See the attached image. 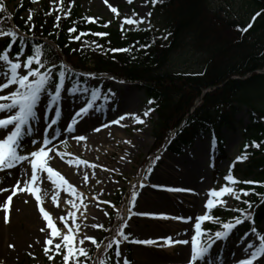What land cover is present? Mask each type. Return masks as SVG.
<instances>
[{
  "label": "trees",
  "instance_id": "obj_1",
  "mask_svg": "<svg viewBox=\"0 0 264 264\" xmlns=\"http://www.w3.org/2000/svg\"><path fill=\"white\" fill-rule=\"evenodd\" d=\"M229 1L223 0V3ZM237 1L245 7L249 15L247 21L228 17L221 7L212 8L210 0H159L150 7L153 28L134 31L88 22L77 6H73L72 0H63V11L45 2L36 17L26 24L28 19L21 17L28 10V3L24 2L17 5L13 14L5 9L0 12V28L16 30L26 38L25 45H12L13 53L24 47L27 54L33 44L39 43L45 47L49 66L63 62L76 73L71 77H77V72L88 71L137 82L146 98L153 101L150 105L157 120L153 127L156 142L150 155L163 148L180 153V147L191 144L193 138L210 135L214 150L211 168L217 176L220 175L217 164L226 159L222 131L237 132L242 138L241 145L248 147H244L245 162L233 165L231 175L239 181H264V0ZM69 7L71 14L66 17ZM49 12L51 14L46 15ZM58 15L59 21L56 20ZM72 27L77 31L70 33ZM81 31L89 35L79 41L69 39ZM168 33H171L168 39H163ZM34 37L40 41L35 42ZM93 40L102 50L94 45L81 46V41ZM8 43L9 38H6L0 46L4 48ZM144 44L152 46L141 48ZM185 47L201 56L199 69L176 71L171 67L174 55ZM125 48L130 51H110ZM203 91L206 93L202 94ZM242 110L248 115L246 125L235 120ZM172 131H176L175 135H171ZM253 142L258 147H253ZM237 186L252 189L244 196L252 208L248 209L245 204L242 208L251 213L254 222H261L264 186L242 183ZM213 214L223 220L229 217V211L220 207L215 208ZM206 226L212 231L218 228L211 222ZM110 235L109 230L100 240L101 245L108 243ZM96 251L97 248L90 251L87 259L82 257L83 264H99L104 259L115 264L114 248H105L95 261Z\"/></svg>",
  "mask_w": 264,
  "mask_h": 264
},
{
  "label": "rangeland",
  "instance_id": "obj_2",
  "mask_svg": "<svg viewBox=\"0 0 264 264\" xmlns=\"http://www.w3.org/2000/svg\"><path fill=\"white\" fill-rule=\"evenodd\" d=\"M48 1L51 3V5L53 4L55 7H59V9L61 6L63 7L65 5L63 0L62 5L61 0H38V2L35 3L33 2V0H0V4H3L4 9L8 14H13L17 5L27 2L28 10L24 12L21 17L23 19H28L30 11L33 18V16H35L40 11V8L43 6V4ZM151 3L152 0H132V3H128V0H74V4L77 6V9H79L83 17L92 18L93 24L103 23L107 24L108 28H117L127 31L153 28L155 24L152 21V15L151 17H148L147 15L149 12H151ZM210 6L214 9L220 7L223 8L225 14L228 17H238V19H244V21H247L249 19V15L247 14L245 7L239 5V2L237 0H230L227 4L223 3V0H210ZM111 7H115L117 9V12L113 13L111 11ZM126 17L132 18L134 20H139L141 17H143L145 19V23L127 25L123 23ZM149 20L150 23L147 22ZM6 38L7 37L0 38V44L4 42ZM34 41L36 42L40 40L36 37ZM0 49L3 48L0 46ZM200 58L201 56L199 57L198 55H196L190 47H185L178 50L177 54L174 55V58L170 65L173 70L176 71H179L180 69H191L194 71L199 69L201 65ZM77 73V77H71L72 79L66 82L68 87H71L70 81H79L78 87H87L89 89V92H91L92 88H98L100 90V95L96 101L97 105L100 104V101H103L104 97L106 96V99L111 100L112 108L116 106V109L113 110L114 112L109 109V111L112 112V116L110 115L109 117H106V120H110L109 122L114 124L115 122H113V120L116 119L117 115L124 113H135L136 116L140 117L144 122H134L131 115H128L129 117H131L130 119H128V116L123 119L119 118L121 121V127L117 130V132L122 136L121 145L120 147H117L116 150L114 149L112 157L99 154L95 156L93 162H90L89 168L93 173V178L87 182L85 191L86 194L83 195V191L81 189H78L76 186L70 189L68 188V186H66L68 183L62 184L61 189H70L69 195L71 198H74L73 195L79 193L80 196L84 199L85 204L83 205V207L85 214L88 211L87 208L91 204H96L99 207V213L96 219L98 220L97 224H102L104 226L103 228L90 227L88 228V230H81L79 228V231L75 232V240L73 242L74 246L85 247L89 253L90 251L96 249L95 245H92L88 240H85L84 245H79L80 238H82L84 235H87L95 237L97 239V242L100 243V240L107 235L109 230L111 231V235L110 239L107 241L108 243L113 239H119L116 233L122 226V223L126 221L129 226L125 228L124 231L127 233L129 239L128 241L122 240L120 245L122 250V257L120 258L119 262L115 257V264H123L124 258H127V260L130 261V264H145V262L143 263L142 259L139 260L136 257V254L142 252H146L150 256L159 259H156L153 264H186V260L190 253V244L177 245L176 247L171 246L172 248H168L169 246H167V244L165 243V238L171 237L174 241L177 239H188L190 241L191 235L193 234L191 224L180 221L174 223L173 221L175 220L164 222L154 220L151 221L135 214H133V216H131V219L128 220L126 212H128V209L132 208V205L129 202L131 194L133 191L139 193L138 199L136 201V207L132 208L133 213H152L153 211H157L166 212L170 216H188L191 214H202L204 211L203 204L206 199L209 198L207 196V190L210 188H218L221 184H226V182L223 181L222 177L224 176V173L227 171V169H229V165H238V163L245 162L246 152L244 147L241 145L242 138H240L237 132L230 133L226 130L222 131V138H224L225 140L223 149L226 155V159L217 164V170L220 172V175L217 176L213 175L212 168L210 166L212 163L211 155L213 146V139H211L210 135H205L202 138H193V142L190 145H182L180 147V153L169 152L166 149H161V151H158L157 153L150 156L156 142L154 139L153 127L157 120L153 110L147 117L143 116V113L151 108V105L148 103L149 99L146 98L143 88H141L137 82L135 83L131 81H123V83H120L121 80L111 79L106 75L100 76L95 72L81 71ZM85 73L95 74V79H91L82 75ZM109 89H111V92H109ZM83 93L85 92H79L78 94L83 95ZM125 94H129L130 97L128 98L127 103L124 106L121 105L120 101L123 99ZM71 110L69 114H72ZM67 117L69 118L70 116ZM235 120L240 121L242 125H246L248 123V115L246 114L245 110L237 113ZM105 123L106 121H101L100 123L96 124L105 125ZM65 127L66 124H62L61 127H58L60 135L56 136L52 140V143L50 145V147L53 148L60 144L61 148H57L56 150H62L61 157L54 156L52 157V159H49L47 161L48 166L50 167L54 162L60 164L61 166L67 165V160L70 158V156L68 155L71 153L72 147L71 145H69V143L70 140L73 139V137L76 135H74L72 138L63 137L61 133L62 131L66 132L63 129ZM37 139H40V137H37ZM134 139H136L137 142L136 148L130 152L131 154L129 156V159L124 163V169H118L117 162L120 155L119 150H121V148L123 149L124 145L128 144L125 143V141L130 142ZM36 147H38V145L33 146L31 144L30 138V141L24 149V152L27 153L32 150H36ZM108 149L113 150L110 146H108ZM156 156H160L161 159L159 161H154V158ZM237 156H241L242 159L236 160ZM153 162H155V168L152 171L151 175H149L148 169L152 167ZM166 163L167 165L173 164L172 169L170 168L166 172L169 173L170 171H174V178L169 181L162 182L164 184L175 183L178 185L189 186L197 194L188 196V199H184L176 195L169 197L163 192V194L160 195L162 198H176V200H179L178 202H172L173 207L171 209L164 208L163 210L157 209L155 207L151 208L148 206H141L142 202L147 200L151 196L148 193L147 186H152V175H155V172H161ZM93 164L97 165V167L92 168L91 165ZM190 164H194V168L192 170L193 175L190 177L189 181L183 183L181 179L178 180L179 175L182 176V172L176 171L175 168H181L180 171H183L184 168L187 165L189 166ZM20 168L26 169L31 174V164L28 161H24L22 162V164H18L15 168L6 169L5 171L0 172H5L7 174V172L9 173L10 170L11 172H13V174H17ZM4 176L5 175H3L2 177ZM145 176L148 177L146 180L144 179ZM2 177H0V180L2 179ZM97 181H99V183ZM108 182L111 183V186L107 187L106 185L105 188H99L101 187L100 185H105ZM141 183L145 184L146 186L141 188ZM28 186H30V183L28 184ZM233 187L239 189L237 184H234ZM0 188L9 190L10 186L0 185ZM93 188H99L100 194H98V196L96 197L91 196L92 198L88 199V197L86 196L90 195V192ZM58 189L60 188L58 187ZM24 193L25 194L21 197V199L19 198L18 201H15V205H13V203H11V205L7 203L9 208L8 215L11 214V210L13 207H17L20 210H22L23 208H28L31 212L39 215L42 218V221H45L39 210L40 207H43L45 211H48L50 213V217L52 218L53 223L57 227L58 231L64 234L69 233V228L65 227V223H67V225L72 224V216L68 215L66 211L61 210L57 205H55V203L52 205L50 204L49 206L43 200H52L54 196L53 192H46L42 196L38 195L40 197L39 206H37L36 197L35 199L31 198L28 191ZM28 199L30 200V202L28 201ZM220 199L226 202L225 208L230 210L229 217L225 219L226 222L238 215L237 212H234L231 209L239 208L242 210H246L242 208L244 205L242 202L244 200L243 195H241L239 201L233 199L231 195L221 196ZM92 200L97 201L98 204L95 202L93 203ZM155 200L157 201V198H155ZM105 202H110V204ZM100 204H102L103 207L100 206ZM4 205V198L1 197L0 264H64L62 257L66 253L67 249L63 244L61 246V250L55 249V244L57 242H60L61 238L59 235L53 237L51 235L50 228L47 229V235L43 236L42 238L37 236L36 234L28 235L26 237V241L23 242L21 246L18 247L16 245L17 249L15 252H13L14 256L11 258H6L4 256V253L6 252L7 248V238L3 236V229H6L11 221L10 223L4 225ZM127 205L128 209L126 208ZM189 206H192L194 210L190 211ZM84 213H79L78 216L83 217ZM105 213H107V215H105ZM61 217H65V220H62ZM19 224L16 225L19 229V234L21 236L27 235L24 231L26 227L24 220H22ZM143 226H145V229H143ZM203 227H206V223L203 224ZM253 227L258 230L259 235H264V218L259 223H253L252 220H249L243 224L238 225L227 240L218 242V244L214 246L213 253L217 258L216 264H234V261L238 260L239 258H243L245 255L243 249L247 246V244H250V242L256 243L258 239V234H254L251 232V229ZM150 229H156L157 232H159L158 235H154L157 239L154 238V236L146 233L147 230ZM49 238L53 240V244L45 245V241ZM137 240H153L156 243H154L153 245H143L132 242ZM29 245L32 246L29 247ZM44 246H47L49 248V253L53 255V259L51 261L47 258V256L44 255ZM102 249L103 247H101L100 250H97L96 253H99ZM183 249L185 250V253L184 251L182 252ZM233 250L239 252L238 256L233 260L223 261V257ZM181 252L183 253L182 255H180ZM97 258L98 257H95V259ZM78 261L82 262L83 264L82 257H78ZM68 264H77V261H74L73 258L70 257Z\"/></svg>",
  "mask_w": 264,
  "mask_h": 264
},
{
  "label": "snow or ice",
  "instance_id": "obj_3",
  "mask_svg": "<svg viewBox=\"0 0 264 264\" xmlns=\"http://www.w3.org/2000/svg\"><path fill=\"white\" fill-rule=\"evenodd\" d=\"M33 2H38V0H33ZM159 2V0H152L153 6ZM128 3H132V0H128ZM74 6V0H72ZM62 5V0H61ZM4 10L3 4H0V12ZM60 11H63L62 6ZM113 13L117 12L115 7H111ZM51 14V12L46 13ZM71 14V7H69L65 16ZM138 15V14H136ZM148 17H151L152 13L149 12ZM260 15V13H256ZM88 22H93L92 18L85 17ZM32 20L31 11L29 12L28 21L25 23L28 24ZM56 20H60V16L56 17ZM255 20V16L253 17ZM150 23V20L147 21ZM124 24L133 25V24H142L145 23V19L141 17L139 20H134L132 18H125L123 21ZM58 25H54L57 27ZM107 27L108 25H103ZM251 27V24L248 25ZM34 28V24L28 28V31L31 32ZM247 29H244L246 31ZM77 29L72 27L69 29V32H76ZM51 35V33H50ZM89 33L81 31L79 35L70 36V40H81V37L88 36ZM91 35L104 36L107 33H91ZM171 33H168L163 37L167 40ZM9 38V43L3 49H0V171H5L6 169L15 168L18 164H22L24 161H28L31 164V182L35 183L38 180V172H46L49 180L52 183H56V180H53V177H58L59 180L63 183H67L64 180V177L60 175L59 172L54 171V169L48 166L47 160L48 153L54 151L50 147L52 140L60 135V131L55 126L60 124L61 118L63 115V99L65 98L62 94L67 93L69 95H76L79 92H89L87 87H78L79 81H70L71 87H68L66 82L69 81L71 76L76 75L73 69L69 68L66 64L61 62L59 65L51 64L49 66V61L47 60V52L45 47L39 43H35L31 46L30 50L25 54V48L19 47L18 50L13 53L12 45L19 44L25 45L26 38L18 34L16 30H4L0 28V38ZM139 44V42H137ZM102 50V46L97 44L96 41H81V46H92ZM151 44L140 45L141 48H150ZM110 51H124L128 52L130 49H110ZM23 54V58H22ZM33 65H35L33 67ZM88 78L95 79V74L85 73L82 74ZM115 79L114 77H110ZM123 83V81H120ZM111 92V89H109ZM100 90L98 88H92L90 92V97L84 102V105L79 107L74 115L71 116V119L66 123L64 130L67 133H73L76 131V126L80 121L87 117L93 111H99L94 107L97 99L99 98ZM149 104L153 103L152 100H149ZM54 110V114L50 117L49 112ZM153 109L149 108L143 113L144 117H147ZM131 115L134 122L143 123L144 121L136 116L135 113L129 114L124 113L120 117L123 119L125 116ZM115 122V121H113ZM42 126V131H41ZM93 131H99L98 128H93ZM40 137V139H37ZM28 138H31V144L37 146L36 150L30 152H24V141ZM76 141H84L86 137L84 135H76L73 137ZM125 143H130L125 141ZM253 147H258V145L253 142ZM248 147L247 144L244 146ZM57 155L60 153L57 152ZM160 156H156L154 161H159ZM242 159L241 156H237L236 160ZM70 163V162H69ZM81 164H87V161H80ZM211 166V165H210ZM92 168L97 167V165H91ZM155 168V162H153L152 167L148 169L149 175ZM107 170V169H105ZM148 177L145 176L146 180ZM223 181L226 184H221L218 188H210L207 190V196L209 197L203 204V213L202 214H191L188 216H169L165 213H151V212H132V208L136 207V201L138 199L139 193L133 191L130 198V203L132 208L128 209L129 215L128 220L131 219V215L139 216H148L152 218L160 219H173L184 223H190L192 227L193 234L191 235L190 241L188 239H177L173 240L171 237L165 238V243L167 246H173L175 244L179 245H189L190 244V253L186 260V264H216L217 258L214 253V246L218 242L227 240L231 233L237 228L238 225L245 223L246 221L252 220L254 223V218L250 212L242 210L239 208L231 209L234 212H237L238 215L233 217L229 221H224L220 216L213 214V210L217 205L220 206L222 210H228L225 208V201L221 200L220 197L224 195H231L233 199L240 200L241 195L247 196L252 189L244 188H234L233 185L237 183L242 184H254L258 186H264V181H239L231 175V165H229L228 174H225L222 177ZM88 176L85 174V182H87ZM99 183V181H97ZM17 184H20V180L17 179ZM25 185L29 184L28 180L24 181ZM146 185L141 183L140 187L143 188ZM72 188V185L68 186ZM152 187L170 191V192H179L184 191L196 195L191 188H179L172 187L162 184H154ZM7 191L5 188H0V192ZM13 195H15L17 189L13 188ZM20 192L28 191L31 192L33 196L36 197L37 206L40 204V197L36 194V189L32 187H20L18 189ZM214 198V199H213ZM264 199V197H262ZM7 201H12V195L7 197ZM27 202V201H26ZM53 202L55 203V197H53ZM243 204L247 205V208H252V204L248 200H243ZM109 203L110 202H105ZM75 207V205H73ZM40 214L43 216L44 220L47 221L48 228L51 229V235L53 237L59 235L60 242L55 244L56 250H61L62 244L67 249L66 253L63 255L62 259L64 264H68L70 257L74 261H77V264H82L78 261V257H84L87 259L89 253L85 247H76L73 242L75 240V232L79 231L80 225H77L76 230L69 228V233L64 234L59 232L57 227L54 225L50 213L45 211L43 207H40ZM4 222L10 223L9 218V208L7 202H5L4 208ZM69 215H75L70 213ZM107 215V213H105ZM62 220H65V217H61ZM123 219V218H121ZM212 222L219 227V230L212 231L210 229H205L203 227L204 223ZM129 225L127 222H123L122 226L118 229L116 235L119 239L111 240L104 247L107 250L115 249L114 255L119 262L122 257L121 242L128 241L129 237L124 231ZM65 227H68L65 223ZM94 228H103L102 224L93 225ZM41 232H45L44 228L40 229ZM251 232L258 234V230L253 227ZM45 235L47 233L45 232ZM187 235V233H186ZM85 240L91 242L92 245H95L97 250L101 249V243L97 242L95 237L84 235L79 240V245H84ZM134 243H139L143 245H153L156 243L153 240H137L132 241ZM53 240L51 238L45 241V245H52ZM32 245H29L31 247ZM10 248H14V245L10 244ZM44 255L51 261L53 255L49 253V248L44 246L43 248ZM244 257L239 258L234 261V264H264V235L258 234L257 242L254 244H247L243 249ZM31 255V253H30ZM99 264H110V261L107 259L101 260ZM123 264H130V261L127 258L123 259Z\"/></svg>",
  "mask_w": 264,
  "mask_h": 264
},
{
  "label": "bare ground",
  "instance_id": "obj_4",
  "mask_svg": "<svg viewBox=\"0 0 264 264\" xmlns=\"http://www.w3.org/2000/svg\"><path fill=\"white\" fill-rule=\"evenodd\" d=\"M65 98L63 99L62 107H63V115L61 118L60 124L56 125L55 127H61L62 124H66L70 119L71 116L74 115L75 111L84 105V102L90 97V92L83 93L81 94H76V95H69L66 92L62 94ZM86 95V96H85ZM108 97V96H107ZM130 97L129 94H125L123 99L120 101L121 105H126L128 98ZM100 101V100H99ZM76 107V108H74ZM94 107L96 109H99V111H93L91 112L87 117H84L80 123L76 126V131L73 133H67L62 131L61 135L63 137H69L72 138L74 135H84L86 137V140L84 141H76L75 139H71L69 145H71L72 150L71 153L68 155L70 158L67 160V165L61 166L60 164L54 162L53 165L51 166L54 171L59 172L61 176L64 177V180L67 181V185H72L73 187H77L78 189H81L83 191V195L86 194V186L87 182L92 179L93 173L90 170V162L94 161V158L96 155L102 154L104 156H113V151L114 149L116 150L117 147H120L121 141H122V136L118 134L117 130L121 127V121L120 117L122 114L117 115L116 119L113 120L115 121L114 124L106 120V117H109L111 115V111L116 109V106L112 108V102L110 99H106V96L104 97L103 101H100V104L97 105V102L95 103ZM72 109V110H71ZM111 109V111H109ZM72 112V114L69 112ZM114 112V111H113ZM130 112V111H129ZM54 114V110L49 112V116L51 117ZM69 114V115H68ZM67 116H70L69 118ZM112 116V115H111ZM126 117V116H125ZM124 117V118H125ZM131 117L128 116V119ZM112 120V119H111ZM101 121H106L105 125L101 124H96L100 123ZM108 121V122H107ZM95 125V126H94ZM123 126V124H122ZM94 128H98L99 131H93ZM64 129V128H63ZM41 131H42V126H41ZM78 133V134H77ZM108 146H110L113 150H109ZM137 146L136 139L130 141L127 145H124V148L120 151V155L118 157V162H117V168L118 169H124L125 165L124 163L126 160L129 159L130 152L135 149ZM57 148H61V145H57L53 147L54 151H51L48 153V157L45 159L48 161L49 159H52V157H61L62 156V150L57 151ZM57 152L60 153V155H57ZM80 161H87V164H81ZM70 162V163H69ZM173 164H168L164 166V168L161 170V172H155V175L153 174L151 177V180H153L152 185L154 184H162V185H167V186H172V187H179V188H190L189 186L186 185H178V184H164L162 181H169L174 178V171H170L169 173L166 172L168 169H172ZM194 164H190L189 166L187 165L183 171H180L179 168H175L176 171L182 172V176L179 175V179L181 181L186 182L189 181L190 177L193 175V167ZM2 179L0 180V185H9L10 188L6 192H0V198H4V201L7 202L8 204L15 205V201H18V199L25 194L24 192L18 191L20 187H32L36 189V194L42 196L46 192H53L55 197V205H57L61 210L66 211V213L69 215L70 213H74L75 215H70L73 218L71 220L72 224H68V228H71L72 230L77 228V225H80V229H86L92 227L93 225L97 224V216L99 213V207L96 204H91L87 208V213H84V207L83 205L85 204L84 199L80 196V194L73 195L74 198H71L69 195L70 189H61V186L63 182L59 180L58 177H53V180H56V183H52L51 180H49L48 175L46 172H38V180L35 183L31 182V174L24 168H20L19 172L17 174H13L9 170V173L7 174L5 172H0ZM85 174L88 176L87 182H85ZM177 176V174H176ZM17 179L20 180V184H17L16 181ZM28 180L30 183V186L25 185L24 181ZM162 182V183H161ZM111 186V183L108 182L105 185H100V189L102 187L105 188ZM58 187L60 189H58ZM13 188L17 189L15 195H13ZM99 188H93L92 191L90 192V195H87L86 197L92 198L91 196H98L100 194V189ZM148 193L152 196H150L147 200L142 202L141 206H148V207H155L157 209H171L173 206L174 202H178L179 200L176 198L174 199H168V198H162L160 195L163 194V192L167 196H178L182 197L184 199H188V196H191L193 194L184 192V191H179V192H170V191H165L161 189L154 188L152 186H147ZM79 191V190H78ZM80 192V191H79ZM31 198L35 199V196L32 195L31 192H29ZM178 194V195H177ZM9 195H12V201H7V197ZM156 195V196H154ZM158 195V196H157ZM57 196V197H56ZM154 196V197H153ZM157 198V201L155 200ZM160 198V199H159ZM47 205L50 206V204H54L53 198L52 200L50 199H43ZM30 202V200L28 199ZM33 201V200H32ZM31 201V202H32ZM174 201V202H173ZM94 203H97V201H93ZM173 202V203H172ZM178 204V203H177ZM75 205V207L73 206ZM196 205V204H195ZM100 206L103 207L102 204ZM190 207V211L194 210L192 206ZM79 213H84L83 217L78 216ZM152 213H165L166 212H157L153 211ZM126 215L128 217L129 212H126ZM168 215V214H167ZM133 216V214L131 215ZM170 216V215H169ZM145 219H149L151 221H172L173 219H160V218H152L148 216H142ZM11 225L8 224L6 229H3V236L7 238V243H6V252L4 253V256L6 258H11L14 256L13 252L16 251L17 246H21L23 242L26 241V237L28 235H34L36 234L39 237L45 236V232H47L48 226H47V221H42V218L37 215L34 212H31L28 208H23L20 210L17 207H13L11 210V214L9 215ZM4 220V219H3ZM22 220H24L26 227H25V236H21L19 234V229L17 228L16 225H18ZM4 222V221H3ZM179 222L177 220L173 221ZM6 223L4 222V225ZM55 225V224H54ZM20 226V224H19ZM44 228L45 232H41L40 229ZM143 229H145V226H143ZM149 235H158L159 232H157L156 229H150L147 230ZM2 235V234H1ZM154 238H156L154 236ZM153 238V239H154ZM157 239V238H156ZM12 244L14 245V248H10L9 245ZM250 244H254V242H250ZM17 245V246H16ZM179 244H175L172 247H176ZM16 246V247H15ZM150 247V246H149ZM169 246L168 248H170ZM171 247V248H172ZM185 250L183 249L182 252ZM181 252L180 255L183 253ZM238 251H231L227 255L223 257V261H228V260H233L238 256ZM159 255V254H158ZM136 257L140 260H143V263L145 264H153L155 260H159L158 258H154L150 256L146 252L138 253L136 254Z\"/></svg>",
  "mask_w": 264,
  "mask_h": 264
}]
</instances>
